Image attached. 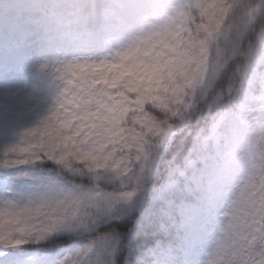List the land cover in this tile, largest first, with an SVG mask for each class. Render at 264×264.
Here are the masks:
<instances>
[{"label":"clouds","instance_id":"1","mask_svg":"<svg viewBox=\"0 0 264 264\" xmlns=\"http://www.w3.org/2000/svg\"><path fill=\"white\" fill-rule=\"evenodd\" d=\"M81 2L19 0L18 11L39 22L53 6ZM143 2L133 44L87 46L92 26L68 23L75 17L65 12L59 50L35 62L47 64L30 120L39 123L17 138L0 169L20 177L12 183L19 204L41 211L13 227L44 247L35 243L42 230L70 224L67 234L88 245L131 208L124 193L140 199L147 190L170 131L206 127L229 111L244 134L241 167L199 264H264V78L253 81L264 74V0ZM102 25L97 19L96 29ZM78 264H96L95 254ZM124 264L137 262L127 256Z\"/></svg>","mask_w":264,"mask_h":264},{"label":"snow or ice","instance_id":"2","mask_svg":"<svg viewBox=\"0 0 264 264\" xmlns=\"http://www.w3.org/2000/svg\"><path fill=\"white\" fill-rule=\"evenodd\" d=\"M145 8L143 0H114L106 4L83 0L75 5L53 6L52 15L39 22L19 11L11 17L5 13L0 36L3 45L0 50V164L4 163L5 154H11L18 147L17 138L39 123L30 120L38 114L35 105L40 90L38 82L47 67L46 62L36 63L31 68L35 82L32 90L20 88L25 63L33 53L22 55L15 44L17 37L38 34L42 43L34 55L46 57L59 50L67 12L69 17H75L68 23L92 26L87 46L103 49L126 41L133 44ZM97 19L103 20L98 30ZM257 78H264V74L255 73L253 81ZM18 88L19 91L14 90ZM168 135L172 139L166 142L151 179L152 182L163 170V183L152 187L150 182L140 199H136L135 193H124L122 199L131 208L122 213V218L102 224L106 231L88 245L67 254L65 246L75 239L67 234L73 231L70 224L42 230L35 237V243L47 241L44 247H32L33 240L23 238L14 229L22 214L40 213L41 208L21 206L16 199L20 194L12 189V183L20 177L11 169H0V188L3 189L0 193V264H78L79 260L93 254L96 264H107V257L124 264L127 256L134 257L137 264H199L198 258L209 242L210 228L225 199L229 179L241 167L239 153L243 149L244 134L236 115L222 111L206 127L190 124ZM149 193L150 201L146 200ZM36 195L45 198L43 194ZM87 195L91 197L92 193ZM163 240L170 242L158 243ZM26 247L31 248L32 254L23 257L21 253Z\"/></svg>","mask_w":264,"mask_h":264},{"label":"rangeland","instance_id":"3","mask_svg":"<svg viewBox=\"0 0 264 264\" xmlns=\"http://www.w3.org/2000/svg\"><path fill=\"white\" fill-rule=\"evenodd\" d=\"M18 4L16 5V7L14 8L13 6H9L7 4H2V16H0V33L2 31L3 28V20L5 18V13L8 14L9 17H11L12 14H15L16 8L18 9ZM42 41L41 38L38 34L33 33H29L22 41L21 43H19L17 46L20 48L22 55L25 53H33V56L31 59H28L25 63V71L21 74V84H20V88H28L29 87V83L32 80V76H31V68L34 66L35 62L40 58L38 56H35L34 53L36 52V50L40 47ZM16 91H19L20 89H14ZM2 138V137H0ZM195 202V201H193ZM216 226H217V217L215 216L214 222L211 225L210 228V235L209 237L212 235V233L216 230ZM82 244L77 245V246H73L70 247L68 249H65L64 252L65 254H67L69 251H74L75 249L81 247ZM32 252H30L29 255H31ZM28 255V256H29ZM23 257H27L25 255H22Z\"/></svg>","mask_w":264,"mask_h":264},{"label":"trees","instance_id":"4","mask_svg":"<svg viewBox=\"0 0 264 264\" xmlns=\"http://www.w3.org/2000/svg\"><path fill=\"white\" fill-rule=\"evenodd\" d=\"M17 3H19V0H0V16H2V4H7L9 6H13L14 8L16 7ZM16 11H18V9L16 8ZM14 14H12L11 16H13ZM29 34V33H28ZM28 34H25L23 36H20V37H17V40L15 41V44L18 45L19 43H21V41L28 35ZM3 35V28H2V31L0 33V36ZM2 42H0V50H2ZM164 178H165V174L163 172V170H161L160 172V175L155 177L153 179V181L151 182L152 184V187H159L161 183H163L164 181ZM150 198H151V194L149 193L146 197V200L150 201ZM82 244L80 241H78L77 239H73L72 242L65 246L64 250L65 249H68L70 247H73V246H77V245H80ZM31 251V248L30 247H26L23 251H22V255H28Z\"/></svg>","mask_w":264,"mask_h":264}]
</instances>
